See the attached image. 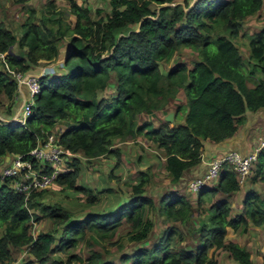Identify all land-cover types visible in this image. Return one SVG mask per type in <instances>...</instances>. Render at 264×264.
I'll return each instance as SVG.
<instances>
[{"label":"trees","instance_id":"trees-1","mask_svg":"<svg viewBox=\"0 0 264 264\" xmlns=\"http://www.w3.org/2000/svg\"><path fill=\"white\" fill-rule=\"evenodd\" d=\"M12 1L25 19L16 29L0 22V52L6 53L8 66L28 72L41 60L61 63L53 72H40V91L23 125L0 119V167L7 156L28 158L53 131L73 155L49 188L28 198L12 188L9 178L0 180V264H15L14 251L20 248L34 259L21 264H64L52 257L55 253L65 254L67 263L85 264H220L223 255L234 264H264V249L256 261L250 249L227 238L228 229L236 235L251 226L264 229V146L244 183L224 164L215 182L190 190L193 200L178 190L160 192L157 198L148 194L156 175L153 162L139 168L146 154L125 147L140 136L155 145L153 156L147 157L159 161L167 181L175 185L200 164L205 141L233 137L247 123L248 111L264 108V26L243 32L249 47L245 56L237 41L264 0H108V10L76 0H67L69 7L63 10L50 0L41 11L27 0ZM187 49L194 51L191 65L173 59ZM169 61L173 63L164 71L163 63ZM5 62L0 59V98L8 104L0 102V114L11 117L18 85ZM171 110L175 118L185 110L183 121H166ZM57 123L63 128L56 129ZM135 145L146 150L139 142ZM101 157L113 165L99 192L115 195L117 202L108 211L76 216L54 200V193L71 189L87 193V206L99 203L100 196L78 180L84 161L92 164ZM131 157L135 176L123 182L121 167ZM113 180L130 183L129 197L122 196L124 190ZM241 187L245 192L239 204L235 193ZM151 210L170 224L149 242ZM197 215L205 221L197 223ZM44 218L54 228L32 234L31 222ZM124 224L132 252H125L122 238L115 237ZM184 230L192 233L193 244L183 242ZM82 241L100 244L108 253L104 243L111 241L119 256L104 257L93 249L84 259L72 252Z\"/></svg>","mask_w":264,"mask_h":264},{"label":"rangeland","instance_id":"rangeland-1","mask_svg":"<svg viewBox=\"0 0 264 264\" xmlns=\"http://www.w3.org/2000/svg\"><path fill=\"white\" fill-rule=\"evenodd\" d=\"M77 3H82L86 6H90L92 9H96V8H101V9H109V5H108V0H76ZM13 2V1H12ZM44 6V5H43ZM12 9H17V6L14 4L13 2V6ZM38 11H41L43 8L41 5H37L36 8ZM264 26V6L263 8L256 13L253 16H250L249 18H247V20L244 23L243 26V31H242V35H240L238 37V43L240 45L241 48V52L242 54L245 56L248 53V38L247 35H243L245 32L246 33H250L253 32L254 30H256L257 28H260ZM244 32V33H243ZM194 58V51L193 50H183L180 53L175 54V56L173 57V59H175L176 61H183L186 62L187 64L191 65V62ZM173 61H169L168 63H163V70L166 71L167 68H169L172 65ZM44 69V68H43ZM110 91H108L109 93ZM105 92H100V96L105 95ZM0 102L1 103H7L8 104V100H6L5 98L1 97L0 98ZM16 108L13 107V114L14 112H16ZM184 114H185V110L181 111L179 116H177L176 121L178 122H182L184 119ZM1 115V114H0ZM1 117H7L6 115L2 114ZM7 118H11V117H7ZM145 118H147V116H145ZM57 128H63V124L62 123H57L56 124V129ZM55 129V130H56ZM54 132V131H53ZM264 133V130H263ZM143 144L146 148L145 151L142 150V148L140 146H136L135 143L137 142ZM117 144V141H116ZM151 143L147 140H145L143 137H139L138 139H136L134 141V144L132 142L129 143V145H125V147H127L128 150H130L131 148L134 149V151L139 150L140 152H143L146 154V156L144 155L141 159V164L138 165L139 168H146L148 166L149 163L153 162L152 164V170L155 172V176H153V182L151 183V186L148 187L147 191L148 194L154 196L155 198L159 197V193L160 192H165L167 190H178L181 191L183 194H185L186 196H189L192 200L194 198H196L195 194L191 193V191L189 190V188L187 187V184L185 185L184 182L181 183L180 188L176 189L174 187L173 184H171L170 182L167 181V177H166V173L163 170V167L161 166V163L159 161H157L155 158H149L147 156H153L152 154H154V150L156 149L155 145H150ZM148 148V149H147ZM134 157H131L128 159L129 165L125 163L123 167H121V169L123 170V177H122V181L125 182V180H130L132 179L133 176H135L133 172V170L136 169V164L134 162L135 159H133ZM84 160V159H83ZM109 160L104 159L103 157L96 159L94 163H86L84 161L83 165H82V171L83 173L81 174V178L80 180H78L79 184H83L84 186H89L90 188L93 189V191L95 192V194L99 197L100 196V202L96 203L94 205H90L87 206L85 203V198L87 196V193H83V192H76L73 191L71 189H64V190H56V193H54V200H58L59 202H61L63 205L70 207L71 209H73L76 213V216L78 215L79 217L82 216L83 214H85V212L87 211H95V210H100V209H105V210H109L110 207L114 206L117 202V197L111 196L110 194L104 193L102 192L100 194L99 190L105 186V182H104V178H105V174H107L110 170V168L112 167L113 163L112 162H108ZM113 161H115V158H113ZM4 165V162L2 164V166ZM2 167H0V171H1ZM131 173V174H130ZM129 176V177H128ZM190 180V179H189ZM188 180V181H189ZM187 181V182H188ZM113 185L114 186H121L123 191V197H129L130 192H131V188H130V183L128 185H125L123 182H117L116 180H113ZM215 182L211 181V183ZM244 192H245V187H241L236 193H235V197L237 198L236 202H238L240 204L242 197L244 196ZM119 194V193H117ZM53 200V199H52ZM149 217L152 219V221L154 222V226H153V230L152 233L150 235V239L149 242L154 241L158 236L161 235L163 228L166 225H169L170 223H167L165 221H163L162 217L158 216L157 213L153 210H151L149 213ZM205 217L202 216H196L195 217V221L197 223H201L205 221ZM54 225L53 223L50 221V219L48 218H44L43 220L39 221V222H31V232L32 234H36L38 232L41 231H46V230H50L53 229ZM128 225H123V227L120 228V231L117 233V235L115 236L122 238L123 242H124V247H125V252H132L133 251V243L131 241L128 240ZM231 232V231H230ZM2 233V228H0V234ZM230 235H228L229 237ZM239 236L238 237V241L240 244L246 246L248 249L251 250L253 257L256 261L260 260V252L259 250L264 249V229L262 227H255V226H251L250 230L245 233V234H241V235H236ZM193 235L192 233H190V230H184V236H183V242L184 243H191L193 244ZM230 238V237H229ZM116 240L113 239L111 240L112 242ZM185 240V241H184ZM110 241V242H111ZM109 241H107L105 244V246H107L109 248L110 253L106 252L105 250H103V247L100 244H92L91 246H89L87 244V242L82 241L79 246H77L76 248L73 249V253L74 254H78L80 256H82L84 259L92 252L93 249H97L100 252H103L104 257H109V256H114L115 254V258L117 256H119L118 253H120V251H118V249L116 248V245L114 244H110ZM14 255L17 259L15 264H21V263H26L29 260L32 261L34 259H32V255L28 253V250L26 248H20L14 251ZM225 255L220 257V264H234L232 260H230L228 257H224ZM53 258L57 259V260H62L64 262V264H85V262H81L78 260H74L72 263H67L66 262V255L63 253H55L52 255ZM33 264H39L37 261H34Z\"/></svg>","mask_w":264,"mask_h":264},{"label":"built area","instance_id":"built-area-1","mask_svg":"<svg viewBox=\"0 0 264 264\" xmlns=\"http://www.w3.org/2000/svg\"><path fill=\"white\" fill-rule=\"evenodd\" d=\"M5 55L6 53L0 52V59L4 62ZM5 68L16 80L18 87L21 84L25 85L29 91L30 99L24 102L19 114L13 116L11 120L13 123L22 125L31 114L34 97L40 91L39 78L42 73L21 72L12 69L6 62ZM263 146L264 139H260V145L245 155L237 150H228L223 155L211 158L206 163L207 168L204 173L189 181V190L197 191L208 182L214 181L224 164H227L236 173L240 183H244L253 162L256 160L259 149ZM72 155V152L60 145L55 133L49 134L28 152V158L23 154L9 156L0 171V180L4 181L9 178L12 188L28 198L33 192L49 188L55 182L59 171L65 166L67 156ZM35 163L37 164L36 167ZM48 167H53V169L46 173Z\"/></svg>","mask_w":264,"mask_h":264},{"label":"crops","instance_id":"crops-1","mask_svg":"<svg viewBox=\"0 0 264 264\" xmlns=\"http://www.w3.org/2000/svg\"><path fill=\"white\" fill-rule=\"evenodd\" d=\"M49 1L50 0H27L26 3L32 6L33 8H37V5L39 4L42 6V8L45 9ZM56 5L57 8H62L63 10L68 9L69 7V3L67 0H56ZM12 6H13L12 0H0V22H3L8 28L16 29L17 26L21 24L25 19V14L23 10H21L20 8L12 9ZM37 16H39V12ZM66 46H67V42L65 41L64 44L61 46L62 54L65 53ZM60 63L61 60L52 64L48 63L45 60H41L40 66L36 67L34 70L31 71L36 73H40L41 71H44L45 73L53 72L54 70H56L57 65ZM29 99H30V95L28 88L25 85L21 84L17 89L16 103L14 106V108L17 107V109L12 116L19 114L24 102L28 101ZM1 115L0 118H7V117H1ZM263 130H264V108H261L257 112L248 111L247 123L244 126H242L237 132V134H235L233 137L219 143H212L208 141L204 142V150L202 152V156H201L202 160L200 164L196 168L188 171L184 175V178L181 182H184V184L186 185L187 181L190 178L204 173V171L207 168L206 163L211 158L224 154L228 149L233 148L242 153L251 152L253 148L258 145L259 139H264ZM130 142L133 143V141H128L126 142V144L129 145ZM180 185L181 183L179 182L175 184L174 187L176 189H179ZM228 235H230L229 236L230 238L238 240L239 236H236V233H234L231 229H228L227 238H229Z\"/></svg>","mask_w":264,"mask_h":264},{"label":"water","instance_id":"water-1","mask_svg":"<svg viewBox=\"0 0 264 264\" xmlns=\"http://www.w3.org/2000/svg\"><path fill=\"white\" fill-rule=\"evenodd\" d=\"M195 1V0H193ZM9 53H12V50H9ZM174 119V111H169L166 115H165V120L166 121H172Z\"/></svg>","mask_w":264,"mask_h":264},{"label":"clouds","instance_id":"clouds-1","mask_svg":"<svg viewBox=\"0 0 264 264\" xmlns=\"http://www.w3.org/2000/svg\"><path fill=\"white\" fill-rule=\"evenodd\" d=\"M43 73H45V72H43ZM12 118H13V116H12ZM12 118H11V119L8 118L9 120H8L7 118H0V119L5 120V121H9V122L13 123V122L11 121ZM16 124H17V123H16ZM19 125H21V124H19ZM22 125H23V124H22ZM53 133H54V132H53ZM237 151H238V150H237ZM246 154H247V153H246ZM222 155H223V154H222ZM219 156H220V155H219ZM8 157H9V156L6 157L7 160H8ZM7 160H6V161H7ZM3 166H4V165H3ZM3 166H1V167H3Z\"/></svg>","mask_w":264,"mask_h":264}]
</instances>
